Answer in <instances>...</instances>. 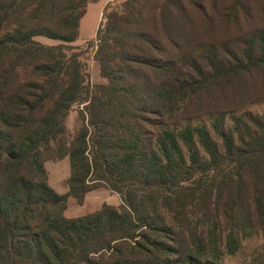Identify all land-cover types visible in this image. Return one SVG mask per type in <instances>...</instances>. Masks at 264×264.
<instances>
[{"label":"trees","instance_id":"1","mask_svg":"<svg viewBox=\"0 0 264 264\" xmlns=\"http://www.w3.org/2000/svg\"><path fill=\"white\" fill-rule=\"evenodd\" d=\"M164 1L105 10L94 58L107 84L90 85L69 45L89 0H0V264H224L264 232V113H230L229 126L216 113L210 128L184 116L186 97L264 71V30L184 61ZM229 13H242L240 0ZM66 157L69 190L58 194L45 163ZM101 188L120 206L65 216L69 199L82 205Z\"/></svg>","mask_w":264,"mask_h":264},{"label":"rangeland","instance_id":"2","mask_svg":"<svg viewBox=\"0 0 264 264\" xmlns=\"http://www.w3.org/2000/svg\"><path fill=\"white\" fill-rule=\"evenodd\" d=\"M122 1L89 0L88 9L81 21L78 40L69 44L81 53L80 59L85 65L87 82L90 85L107 84L94 58L96 50L94 43L105 10L120 5ZM164 2L161 0V5ZM169 2V10L164 19L166 28L169 29L167 37L174 38L176 45L181 48V54L186 56L184 61L190 62L193 58H199L204 54V49L210 46L218 53L226 48L236 51L238 47L241 48L242 40H245L248 34L256 30H264V0H240L242 13H238L236 19L229 17L233 0H169ZM154 20L158 28L162 26L158 15ZM36 41L53 46L61 44L46 37H37ZM168 47L170 48L166 52L168 57L174 58L179 55L171 49V45ZM182 67L184 73L189 72L186 65ZM224 87L225 90H216V94L199 93L191 99L193 101L189 100L191 96L186 97L184 116L197 117L199 122H206L210 128L212 124L210 119H214L210 117L216 113H227L228 126L232 124L229 119L230 113L235 112L236 115L247 112H252L254 115L264 113V71L255 72L247 77L242 76ZM79 123L77 108H75L70 112L67 122V128L72 136ZM45 165L50 187L58 194H65L69 190V158L47 161ZM105 204L118 207L121 199L109 189L90 191L82 205L74 199H69L65 216L68 219H75L93 214L101 210ZM224 264H264V232L259 231L253 237L242 240L239 251L235 256L224 259Z\"/></svg>","mask_w":264,"mask_h":264}]
</instances>
